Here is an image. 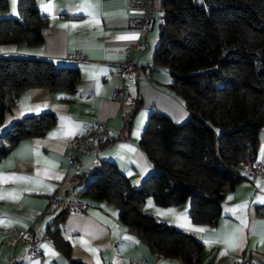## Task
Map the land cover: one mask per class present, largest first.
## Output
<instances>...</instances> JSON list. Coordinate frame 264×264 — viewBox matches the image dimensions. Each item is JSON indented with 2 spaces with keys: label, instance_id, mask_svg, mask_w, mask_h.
Instances as JSON below:
<instances>
[{
  "label": "crops",
  "instance_id": "0c3cea01",
  "mask_svg": "<svg viewBox=\"0 0 264 264\" xmlns=\"http://www.w3.org/2000/svg\"><path fill=\"white\" fill-rule=\"evenodd\" d=\"M18 1L9 0V15L18 16ZM36 1L40 13L48 19L43 41L3 43L0 55L44 57L57 66L75 65L79 79L74 91L56 87L18 89L15 104L0 126L3 132L23 116L56 114V123L44 135L21 139L0 160V264H186L178 256L156 255L128 231L116 202L83 194L92 177L89 171L101 160L114 161L132 185L139 187L154 172L139 145L150 114L158 110L177 123L190 117L184 102L169 87V70L155 68L153 63L160 22L157 5L152 0L153 27L142 36L131 23L138 11L129 8L127 0ZM86 2L98 3L99 7L85 8ZM140 36L146 50L135 53L139 67L123 79L118 71L125 58L124 48ZM77 51L86 59H70L69 55ZM120 86H125L122 104L112 98L114 89ZM136 107L128 137L106 139L95 147L81 149L76 163L69 164L72 141L85 134L91 122H107L114 132L112 139ZM258 139L257 159L264 163V126ZM240 170L246 175L243 167ZM55 193L64 200L81 198L87 210L68 213L64 205L50 206V196ZM189 208L190 199L164 207L149 196L144 203V211L193 233L203 242L204 249L195 264H237L242 257L264 264V179L251 180L246 175L245 180L227 189L216 224L193 222ZM48 228L59 229L70 245L69 255L56 248L47 235ZM7 230H31L42 236L41 254L31 256L29 244L18 241L16 234Z\"/></svg>",
  "mask_w": 264,
  "mask_h": 264
},
{
  "label": "trees",
  "instance_id": "16d2710c",
  "mask_svg": "<svg viewBox=\"0 0 264 264\" xmlns=\"http://www.w3.org/2000/svg\"><path fill=\"white\" fill-rule=\"evenodd\" d=\"M18 16L0 0V44L43 41L48 19L36 0H19ZM158 44L153 63L166 67L170 89L190 117L175 122L153 111L139 140L154 172L139 187L114 161L101 160L84 195L112 200L120 220L158 256H178L195 264L204 244L193 233L144 211L151 196L170 207L190 199L195 223L216 224L224 192L246 179L240 164L257 159L264 126V0H160ZM75 65L57 66L44 57L0 55V126L15 104L18 89L56 87L74 91ZM139 104L138 106H140ZM136 107L112 140L128 137ZM56 123L44 112L15 120L0 134V160L23 138L42 136ZM62 219V217H60ZM56 248L69 255L59 229L48 228Z\"/></svg>",
  "mask_w": 264,
  "mask_h": 264
},
{
  "label": "built area",
  "instance_id": "2783aa9c",
  "mask_svg": "<svg viewBox=\"0 0 264 264\" xmlns=\"http://www.w3.org/2000/svg\"><path fill=\"white\" fill-rule=\"evenodd\" d=\"M128 7L138 11V15L132 18V25L137 26L141 34L144 35L146 31L153 27L154 19L152 17V0H127ZM146 50V44L141 39V36L135 41L128 43L124 48L125 58L119 67V75L126 79L130 77L134 71L139 67L135 53ZM72 60H85L86 55L82 52H74L69 55ZM113 100L122 104L125 99V86L116 87L113 91ZM113 130L105 121L96 120L90 123L87 131L83 135L74 138L70 146L69 164L76 163L78 153L81 149H87L99 145L101 142L112 137ZM246 171V175L251 180L264 179V163L258 159L253 161H245L240 164ZM64 205L68 213L80 212L87 210V204L81 199L64 200L58 193L50 196V206L57 208ZM7 233H15L18 241L28 243L30 246L29 253L31 256H38L42 250L40 241L42 236L35 234L31 230H7ZM11 257L8 258V261ZM131 264H148L147 261L132 262ZM237 264H256L251 258L242 257Z\"/></svg>",
  "mask_w": 264,
  "mask_h": 264
},
{
  "label": "snow or ice",
  "instance_id": "6c2138e0",
  "mask_svg": "<svg viewBox=\"0 0 264 264\" xmlns=\"http://www.w3.org/2000/svg\"><path fill=\"white\" fill-rule=\"evenodd\" d=\"M13 3H15V0H13ZM83 7H85V8H89V9H92V8H95V7H99V4H98V3H96V4H91V3H87V2H86V3L83 5ZM47 10H48V7L46 6V7H45V11H47ZM61 27L66 28V27H68V25H61ZM73 27H75V26H73ZM127 38H129V37H121V39H127ZM11 51H15V50L13 49V50H11ZM148 204H149V206H151L152 202L149 201ZM158 214H159V215H167L168 213L158 212ZM195 230H196V231H199V232H203V231H205L204 229H195ZM130 239H131V238H130Z\"/></svg>",
  "mask_w": 264,
  "mask_h": 264
},
{
  "label": "rangeland",
  "instance_id": "374dc122",
  "mask_svg": "<svg viewBox=\"0 0 264 264\" xmlns=\"http://www.w3.org/2000/svg\"><path fill=\"white\" fill-rule=\"evenodd\" d=\"M159 2H160V0H154V4H156L157 5V7H156V10H157V12H158V8H159ZM158 19V18H157ZM158 30V24H156V26H155V31H157ZM2 133H4V131L3 132H0V134H2Z\"/></svg>",
  "mask_w": 264,
  "mask_h": 264
}]
</instances>
